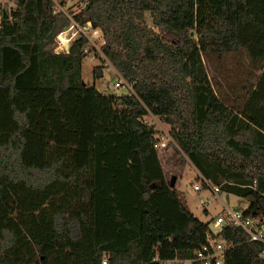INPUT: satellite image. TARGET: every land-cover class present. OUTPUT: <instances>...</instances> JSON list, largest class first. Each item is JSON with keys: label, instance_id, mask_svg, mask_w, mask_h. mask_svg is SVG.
<instances>
[{"label": "trees", "instance_id": "trees-1", "mask_svg": "<svg viewBox=\"0 0 264 264\" xmlns=\"http://www.w3.org/2000/svg\"><path fill=\"white\" fill-rule=\"evenodd\" d=\"M84 1L73 16L100 28L128 94L84 80V34L54 51L71 19L53 0L0 8V264L194 257L209 221L170 186L149 113L170 125L182 164L248 198L245 213L264 222V68L239 105L204 62L242 48L264 60V0ZM219 235L233 243L226 264H264L244 228Z\"/></svg>", "mask_w": 264, "mask_h": 264}, {"label": "rangeland", "instance_id": "rangeland-1", "mask_svg": "<svg viewBox=\"0 0 264 264\" xmlns=\"http://www.w3.org/2000/svg\"><path fill=\"white\" fill-rule=\"evenodd\" d=\"M63 6L68 14L73 15L78 13L84 6V0H62ZM14 5V0H3L1 7L11 8ZM146 22L152 24V16L150 12L146 14ZM71 22L68 26L70 28ZM67 29V28H66ZM89 38L88 46L91 48V57L85 55L83 60V78L92 85L96 86L104 93L128 94L132 90V84L122 78L117 69L111 64L109 59L102 50L104 38L100 28L87 27L85 28ZM57 42H55L56 44ZM204 62L207 73L220 97L232 103L236 99L240 105L244 101L250 88L256 84L264 68V60H254L247 52L246 48L240 51H232L219 56L217 53H209L204 55ZM98 71L102 74L99 75ZM117 81H122L119 86ZM122 83L126 87H122ZM109 85V86H108ZM148 123H156V128L160 130L162 125L167 130L171 131L169 124L165 123L160 116L149 113L144 116ZM160 159L166 171L168 180L173 175L177 176L176 184L178 189L185 191L186 199L190 208H192L196 215L202 220L208 221L216 214H218L226 203L232 208L247 209L250 205V200L244 196L228 192L224 190L220 197H215L214 193L207 187L196 193L190 192V188L197 179H199V171L195 166L188 161L185 164L181 163L178 153V147L174 142L163 151H159ZM229 197V198H228ZM203 200L205 202H203ZM107 258V257H105ZM184 264L180 259L174 261H167L166 264Z\"/></svg>", "mask_w": 264, "mask_h": 264}, {"label": "built area", "instance_id": "built-area-1", "mask_svg": "<svg viewBox=\"0 0 264 264\" xmlns=\"http://www.w3.org/2000/svg\"><path fill=\"white\" fill-rule=\"evenodd\" d=\"M2 1L3 0H0V8ZM53 8L54 11L56 12L62 11L66 13L68 17L71 19L70 28L67 27V29H64L66 30V37L68 40L67 43H63L58 38V36L64 31L63 30L56 36L57 43L54 46V51L56 52L69 51L70 43L79 36H81L82 34H84L88 38V40L89 38H91L90 35H88L85 30V28L93 26L90 21L84 24L78 22L73 15L68 14V12L63 6L62 0H53ZM0 18H1V14H0ZM96 30L97 28H95V31ZM87 44L83 47V51L85 55L91 57L90 56L91 48ZM121 82L117 81L116 85L119 86ZM122 87H126L124 83H122ZM117 92L118 91L114 90L113 93L117 94ZM151 124L156 126V123H151ZM159 128L160 130L158 129V133H157L159 141L156 147L158 151L161 152L169 145L170 142L175 143V141L173 140V137L171 136L169 130H167L162 125ZM198 177L199 179L193 182L190 188V192L196 193L198 191H201L204 187H207L211 190L212 193H214L215 197H220L221 192L224 191L222 184L216 183L211 179L206 178L200 172ZM203 202L205 201L203 200ZM208 221H209V232L207 233L206 242L195 252L193 258L180 259L182 263L192 264L193 261H199L201 264H226V256L228 251L233 246V243L227 240L226 238L221 237L219 234L224 229V227L228 225L240 226L249 233L250 240L261 241L264 243V222L262 218L260 216H255L253 214H246L245 210L239 207L232 208L225 203L223 209ZM261 255L264 259V249ZM103 264H107L106 258L103 259Z\"/></svg>", "mask_w": 264, "mask_h": 264}, {"label": "water", "instance_id": "water-1", "mask_svg": "<svg viewBox=\"0 0 264 264\" xmlns=\"http://www.w3.org/2000/svg\"><path fill=\"white\" fill-rule=\"evenodd\" d=\"M98 74L101 75L102 72H101V71H98ZM176 180H177V176H176V175H173V176L171 177V179L169 180V184H170V186H175V184H176Z\"/></svg>", "mask_w": 264, "mask_h": 264}, {"label": "bare ground", "instance_id": "bare-ground-1", "mask_svg": "<svg viewBox=\"0 0 264 264\" xmlns=\"http://www.w3.org/2000/svg\"><path fill=\"white\" fill-rule=\"evenodd\" d=\"M58 38L63 42V43H67V37H66V30H64L59 36Z\"/></svg>", "mask_w": 264, "mask_h": 264}, {"label": "crops", "instance_id": "crops-1", "mask_svg": "<svg viewBox=\"0 0 264 264\" xmlns=\"http://www.w3.org/2000/svg\"><path fill=\"white\" fill-rule=\"evenodd\" d=\"M166 149V148H165ZM162 161V160H161ZM163 165V164H162ZM164 167V166H163ZM165 173H166V171H165ZM167 174V173H166ZM176 187L178 188V183H177V185H176ZM229 198V197H228ZM191 210L195 213V215H196V212L191 208ZM196 216H198V215H196ZM204 221H206V220H204Z\"/></svg>", "mask_w": 264, "mask_h": 264}]
</instances>
